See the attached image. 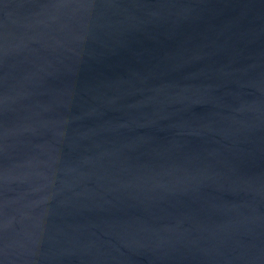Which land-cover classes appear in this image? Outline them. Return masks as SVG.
<instances>
[{"label": "water", "instance_id": "95a60500", "mask_svg": "<svg viewBox=\"0 0 264 264\" xmlns=\"http://www.w3.org/2000/svg\"><path fill=\"white\" fill-rule=\"evenodd\" d=\"M0 264H264V0H0Z\"/></svg>", "mask_w": 264, "mask_h": 264}]
</instances>
